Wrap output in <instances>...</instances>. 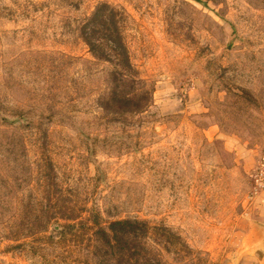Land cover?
Returning a JSON list of instances; mask_svg holds the SVG:
<instances>
[{"label":"rangeland","instance_id":"rangeland-1","mask_svg":"<svg viewBox=\"0 0 264 264\" xmlns=\"http://www.w3.org/2000/svg\"><path fill=\"white\" fill-rule=\"evenodd\" d=\"M262 172L264 0H0V264H264Z\"/></svg>","mask_w":264,"mask_h":264},{"label":"trees","instance_id":"trees-1","mask_svg":"<svg viewBox=\"0 0 264 264\" xmlns=\"http://www.w3.org/2000/svg\"><path fill=\"white\" fill-rule=\"evenodd\" d=\"M101 15V14H100ZM87 28L84 27L83 32H85L84 39L86 43L90 46L93 52H96L97 47H101L100 44H97L93 41L90 36L88 37ZM118 47L120 48L117 51V60L115 64L118 62L125 63L129 66L131 62L129 57L125 53V49L123 48V43L121 41L117 42ZM121 52V53H120ZM121 54V57H120ZM138 228H143L144 231L148 232V224L146 222H141L137 220H129V219H120L110 222L107 228L100 227L96 230V234L98 238H100V243L102 246L113 248L116 251L119 249L120 251H130L131 254H134L135 250V238L137 235Z\"/></svg>","mask_w":264,"mask_h":264},{"label":"crops","instance_id":"crops-1","mask_svg":"<svg viewBox=\"0 0 264 264\" xmlns=\"http://www.w3.org/2000/svg\"><path fill=\"white\" fill-rule=\"evenodd\" d=\"M255 206L258 213V219L264 226V188H262L255 196Z\"/></svg>","mask_w":264,"mask_h":264},{"label":"water","instance_id":"water-1","mask_svg":"<svg viewBox=\"0 0 264 264\" xmlns=\"http://www.w3.org/2000/svg\"><path fill=\"white\" fill-rule=\"evenodd\" d=\"M261 230H262V233H263V237H262V244H263V246H264V228H263V229H261ZM257 250L264 252V249H263V248H261V247H259ZM257 250H256V251H257Z\"/></svg>","mask_w":264,"mask_h":264},{"label":"built area","instance_id":"built-area-1","mask_svg":"<svg viewBox=\"0 0 264 264\" xmlns=\"http://www.w3.org/2000/svg\"><path fill=\"white\" fill-rule=\"evenodd\" d=\"M260 185L262 188H264V172L261 173V182Z\"/></svg>","mask_w":264,"mask_h":264}]
</instances>
